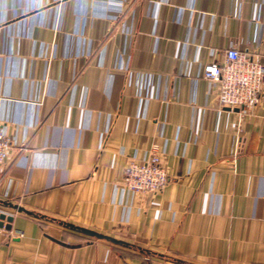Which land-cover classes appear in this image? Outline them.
<instances>
[{
	"label": "crops",
	"instance_id": "1",
	"mask_svg": "<svg viewBox=\"0 0 264 264\" xmlns=\"http://www.w3.org/2000/svg\"><path fill=\"white\" fill-rule=\"evenodd\" d=\"M231 46L264 56V0H0V264H264V92L240 117L202 76Z\"/></svg>",
	"mask_w": 264,
	"mask_h": 264
},
{
	"label": "built area",
	"instance_id": "2",
	"mask_svg": "<svg viewBox=\"0 0 264 264\" xmlns=\"http://www.w3.org/2000/svg\"><path fill=\"white\" fill-rule=\"evenodd\" d=\"M202 76L217 84L221 105L237 109L242 117L260 102L264 92V56L257 51H241L231 46L225 50L221 60L204 65ZM149 81L147 86H151L153 78L149 77ZM12 149L11 135L0 124V171ZM168 182V169L158 148L144 160L131 157L127 161L123 184L134 193L160 192Z\"/></svg>",
	"mask_w": 264,
	"mask_h": 264
},
{
	"label": "water",
	"instance_id": "3",
	"mask_svg": "<svg viewBox=\"0 0 264 264\" xmlns=\"http://www.w3.org/2000/svg\"><path fill=\"white\" fill-rule=\"evenodd\" d=\"M7 205L12 206L13 208L18 209L19 211L24 210L23 208L18 207L16 205H13L11 203H7ZM13 219H14V216L13 215H8L6 212L0 211V227L5 226L6 228L11 229L12 228L11 222L13 221ZM5 220H8L10 223L5 224ZM66 225L68 227L72 228V229H75V230L84 232V233L89 234V235H92V236H96L98 238H106V239H109V240H111L113 242H116V243H120L121 242L120 240H118L116 238H113V237H110L108 235L99 233V232L94 231L92 229H88V228H85V227L76 226V225L71 224V223H66Z\"/></svg>",
	"mask_w": 264,
	"mask_h": 264
}]
</instances>
